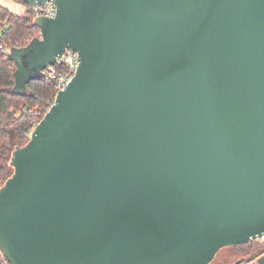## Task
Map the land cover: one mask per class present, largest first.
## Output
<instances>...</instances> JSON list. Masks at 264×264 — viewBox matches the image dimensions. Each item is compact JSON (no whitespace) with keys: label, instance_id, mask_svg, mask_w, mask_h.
Masks as SVG:
<instances>
[{"label":"water","instance_id":"95a60500","mask_svg":"<svg viewBox=\"0 0 264 264\" xmlns=\"http://www.w3.org/2000/svg\"><path fill=\"white\" fill-rule=\"evenodd\" d=\"M48 1L12 92L80 64L13 152L10 263L212 264L264 238V0H19Z\"/></svg>","mask_w":264,"mask_h":264},{"label":"trees","instance_id":"16d2710c","mask_svg":"<svg viewBox=\"0 0 264 264\" xmlns=\"http://www.w3.org/2000/svg\"><path fill=\"white\" fill-rule=\"evenodd\" d=\"M40 34V29L35 25V17L29 10L19 16L0 4V160L11 156L13 139L21 147L29 142L33 120L38 113L40 120L45 117L48 102L55 93V83L45 77L31 81L26 94L17 95L12 92L17 66L15 62L7 59L8 53L4 48H24L32 40L39 38ZM25 109L32 110L34 116L25 114ZM13 173L11 165L6 168L0 162L2 186ZM244 247L243 251L251 249L248 244L238 246Z\"/></svg>","mask_w":264,"mask_h":264},{"label":"built area","instance_id":"2783aa9c","mask_svg":"<svg viewBox=\"0 0 264 264\" xmlns=\"http://www.w3.org/2000/svg\"><path fill=\"white\" fill-rule=\"evenodd\" d=\"M27 10H29V12L35 17V19L40 17L54 19L57 15V7L53 1H48L44 5H36L33 7H29V9ZM4 51L9 54L11 50L4 48ZM78 59L79 57L76 52L67 50L63 55L57 58L54 66H49L45 71H43L44 77L55 83V93L48 102L46 113L54 105L56 98L59 94V91L65 90L68 84H70V82L74 79L75 75L77 74V69L80 64ZM24 113L32 116H34L35 114L30 109H25ZM37 115L38 116H36L32 122L31 133L42 121L40 120V116H39L40 114L38 113ZM1 188L2 185L0 184V189ZM263 255L264 253H262L258 259H260L261 256ZM258 259L250 260L247 264H258L259 261ZM0 264H11L10 261L7 259V257L4 255L1 247H0Z\"/></svg>","mask_w":264,"mask_h":264},{"label":"flooded vegetation","instance_id":"af4514ba","mask_svg":"<svg viewBox=\"0 0 264 264\" xmlns=\"http://www.w3.org/2000/svg\"><path fill=\"white\" fill-rule=\"evenodd\" d=\"M248 245L251 246V249L249 251H243V249H245V247L244 248H238V246L231 247L233 249V252H232L233 258L231 259V262L235 261V260L236 261L239 260V262L236 264H247L250 260L258 259L260 257V255L262 253H264V240H262V239L261 240H255V241L248 243ZM262 257H264V255L261 256V258ZM260 259H258V260H260ZM231 262L226 261V262H224V264H230Z\"/></svg>","mask_w":264,"mask_h":264},{"label":"rangeland","instance_id":"374dc122","mask_svg":"<svg viewBox=\"0 0 264 264\" xmlns=\"http://www.w3.org/2000/svg\"><path fill=\"white\" fill-rule=\"evenodd\" d=\"M12 4L16 5L17 3H13V1H12ZM17 147H21V145H19L18 142L15 139H13L12 153L16 150ZM12 153H11V156L8 157L7 159H1L0 160V162L4 166H6V168H9L11 165ZM262 240H264V239H262ZM232 252H233V249L231 247L221 250L212 264H224V262H226V261L231 262V259L233 258ZM238 262H239V260H237V261L235 260V261H232L230 264H236Z\"/></svg>","mask_w":264,"mask_h":264},{"label":"crops","instance_id":"0c3cea01","mask_svg":"<svg viewBox=\"0 0 264 264\" xmlns=\"http://www.w3.org/2000/svg\"><path fill=\"white\" fill-rule=\"evenodd\" d=\"M12 1L13 3H17L16 5L15 4H12ZM0 0V4L7 8L8 10H10L12 13L16 14V15H19V16H23L26 11H27V7L26 5L20 3V2H16L14 0ZM19 3V4H18Z\"/></svg>","mask_w":264,"mask_h":264}]
</instances>
